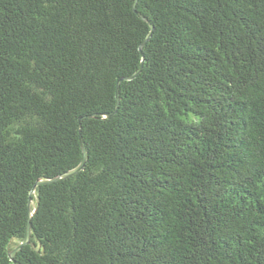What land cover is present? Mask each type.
Wrapping results in <instances>:
<instances>
[{"label": "trees", "instance_id": "obj_1", "mask_svg": "<svg viewBox=\"0 0 264 264\" xmlns=\"http://www.w3.org/2000/svg\"><path fill=\"white\" fill-rule=\"evenodd\" d=\"M0 264H264V0H0Z\"/></svg>", "mask_w": 264, "mask_h": 264}, {"label": "water", "instance_id": "obj_2", "mask_svg": "<svg viewBox=\"0 0 264 264\" xmlns=\"http://www.w3.org/2000/svg\"><path fill=\"white\" fill-rule=\"evenodd\" d=\"M80 146H81V152H82V160H81V163L79 164V166H78L76 169H74V170H72V171H70V172H67V173L64 174V175H62V176H60V177H57V178H54V179L49 180V181H38V182L36 183V185H37V184H46V183H50V182H53V181L58 180V179H61V178L69 177V176L75 174L76 172H78V171L81 169L82 165H83V161H84V157H85V151H84V146H83V143H82V142L80 143ZM28 239H29V225L27 226V229H26V236H25V239H24V241H23L22 244H26V243H28ZM19 247H20V246H18L14 251H12V252L9 254V257H10L11 259H12L13 255H14L15 251H16L17 249H19Z\"/></svg>", "mask_w": 264, "mask_h": 264}]
</instances>
